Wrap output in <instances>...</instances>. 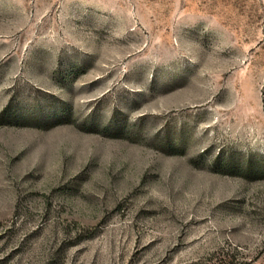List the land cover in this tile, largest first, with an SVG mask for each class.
I'll list each match as a JSON object with an SVG mask.
<instances>
[{"label":"rangeland","instance_id":"obj_1","mask_svg":"<svg viewBox=\"0 0 264 264\" xmlns=\"http://www.w3.org/2000/svg\"><path fill=\"white\" fill-rule=\"evenodd\" d=\"M0 264H264V0H0Z\"/></svg>","mask_w":264,"mask_h":264}]
</instances>
